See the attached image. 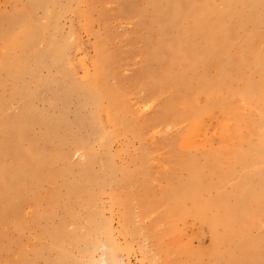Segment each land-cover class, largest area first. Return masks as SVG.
<instances>
[{
	"label": "rangeland",
	"instance_id": "rangeland-1",
	"mask_svg": "<svg viewBox=\"0 0 264 264\" xmlns=\"http://www.w3.org/2000/svg\"><path fill=\"white\" fill-rule=\"evenodd\" d=\"M0 264H264V0H0Z\"/></svg>",
	"mask_w": 264,
	"mask_h": 264
},
{
	"label": "bare ground",
	"instance_id": "bare-ground-1",
	"mask_svg": "<svg viewBox=\"0 0 264 264\" xmlns=\"http://www.w3.org/2000/svg\"><path fill=\"white\" fill-rule=\"evenodd\" d=\"M242 1H249V0H242ZM254 3H258L259 0H252ZM61 56V53H58L57 54V57L59 58ZM59 61V60H57ZM98 86H97V83L96 81H92L90 83V89L91 90H97ZM198 128L202 126V122L199 121L196 125ZM197 189H202V187L199 186V181H195L191 184V186L189 187V189H185L181 192H177L175 193L174 196H171V199L176 201L175 198L178 197V201H179V198L182 197V196H186V195H189V198H192V200L194 201L195 203V214L199 215V216H202V217H205L207 219H209L210 223L213 224V225H216V224H220V226L224 227L225 229H231L232 228V225H233V220H232V217H233V211L231 208H222V209H219L222 211V214L223 216L220 218V219H214V218H211L209 217L208 215V209L209 207L214 209L218 206H221V203L217 200H213V201H210V202H202L198 197H195L197 195ZM239 207H242V203L239 204ZM216 240H221V237L218 238L216 237Z\"/></svg>",
	"mask_w": 264,
	"mask_h": 264
}]
</instances>
